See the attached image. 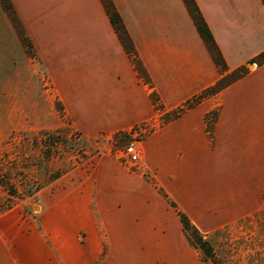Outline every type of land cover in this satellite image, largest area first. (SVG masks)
I'll return each mask as SVG.
<instances>
[{"label":"crops","instance_id":"1","mask_svg":"<svg viewBox=\"0 0 264 264\" xmlns=\"http://www.w3.org/2000/svg\"><path fill=\"white\" fill-rule=\"evenodd\" d=\"M49 1V6L45 0L11 3L24 25L48 8L61 7L69 13L71 0ZM112 1L165 102L178 104L202 92L264 49L262 0H195L224 59V72L184 0ZM76 5L92 13L86 24L93 25V31L87 34L101 40L100 0H76ZM113 31L107 34L111 51L120 48L126 53ZM31 59L0 3V140L21 125L23 104H33V112L37 109V92L29 96L23 89L34 78ZM214 106L210 135L204 117ZM172 136V158L180 169L175 173L174 203L199 231L214 232L246 217L260 221L264 215V62L253 63L242 76L179 114L173 120ZM158 142L159 151L168 146L165 138ZM150 147L151 143L145 147L148 154ZM106 180L109 186L104 189L96 179L78 182L53 202L39 205L36 213L25 206L0 213V264H197L177 212L167 218V209L151 207L150 193L139 191L126 178L109 175ZM117 188L121 189L114 195Z\"/></svg>","mask_w":264,"mask_h":264},{"label":"rangeland","instance_id":"2","mask_svg":"<svg viewBox=\"0 0 264 264\" xmlns=\"http://www.w3.org/2000/svg\"><path fill=\"white\" fill-rule=\"evenodd\" d=\"M100 2L101 40L87 34L93 31V25L86 24L92 13L77 7L76 0H71L68 14L61 7L48 8L46 14L32 16L27 25L12 3L13 12L0 1L32 57L34 78L23 89L29 96L38 94L36 111L33 104H23L21 125L0 140L3 212L25 206L36 213L39 205L53 202L87 178L100 181L99 187L109 186L105 184L109 175L126 178L139 191L149 192L150 206L167 209V218L179 210L174 203L175 173L180 169L172 158L173 120L215 93L203 90L178 104L163 101L153 80L148 76L147 82L138 74L128 54L120 48L111 51L107 34L114 29ZM81 33L87 37L81 38ZM252 67L248 61L241 71ZM215 116V106L205 113L210 135ZM164 138L168 146L159 151L158 141ZM129 141L139 150V168L122 161V148ZM149 143L153 149L148 154ZM261 219L246 217L214 232L200 231L212 245L214 264H264V215ZM190 252L197 264H209L199 250L191 246Z\"/></svg>","mask_w":264,"mask_h":264},{"label":"trees","instance_id":"3","mask_svg":"<svg viewBox=\"0 0 264 264\" xmlns=\"http://www.w3.org/2000/svg\"><path fill=\"white\" fill-rule=\"evenodd\" d=\"M3 2V6L13 12L12 5L9 0L8 3H5V0H0ZM104 8L106 10V13L108 15L109 21L111 25L113 26V29L117 33V36L123 45L126 53L131 57L133 61V65L135 66V69L137 70L138 74L147 82H149V77L141 64L135 48L132 44L131 38L125 28V25L122 21V18L117 11L114 3L112 0H101ZM264 3V0H262ZM185 5L191 14L195 25L197 27V30L204 40L205 44L207 45L209 51L211 52V55L218 66L219 70L221 72H224L226 70V65L224 62V59L216 45V42L213 39V36L203 18L201 15V12L195 2V0H184ZM250 63H255L257 65L264 62V49L261 50L259 53H257L253 58L249 60ZM243 66L237 67L236 69L227 72L223 74L213 85L206 88L204 91L206 94H213L219 91L221 88L226 86L227 84L231 83L232 81L236 80L240 76H242L245 72H242L241 69ZM203 92V91H202ZM1 208V207H0ZM5 211V210H4ZM0 209V213H2ZM183 232L187 238V241L189 244L199 250L201 258L208 262L209 264H214L213 262V248L210 243V241L205 237H203L202 233L190 222L189 218L181 211H177Z\"/></svg>","mask_w":264,"mask_h":264},{"label":"built area","instance_id":"4","mask_svg":"<svg viewBox=\"0 0 264 264\" xmlns=\"http://www.w3.org/2000/svg\"><path fill=\"white\" fill-rule=\"evenodd\" d=\"M123 157L122 161L124 163L130 164L135 166L136 168H139L140 166V153L136 146V144L133 141H129L124 144L122 148Z\"/></svg>","mask_w":264,"mask_h":264}]
</instances>
